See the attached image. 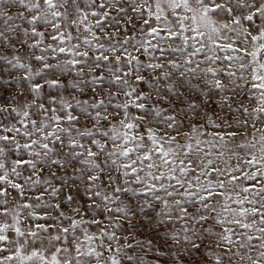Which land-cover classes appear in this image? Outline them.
Instances as JSON below:
<instances>
[{
    "label": "snow or ice",
    "instance_id": "1",
    "mask_svg": "<svg viewBox=\"0 0 264 264\" xmlns=\"http://www.w3.org/2000/svg\"><path fill=\"white\" fill-rule=\"evenodd\" d=\"M0 264H264V0H0Z\"/></svg>",
    "mask_w": 264,
    "mask_h": 264
}]
</instances>
